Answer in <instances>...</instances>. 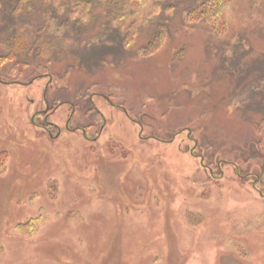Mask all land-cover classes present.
<instances>
[{"label": "rangeland", "instance_id": "1", "mask_svg": "<svg viewBox=\"0 0 264 264\" xmlns=\"http://www.w3.org/2000/svg\"><path fill=\"white\" fill-rule=\"evenodd\" d=\"M103 4L89 64L0 58V264H264V0L150 54L148 3Z\"/></svg>", "mask_w": 264, "mask_h": 264}, {"label": "trees", "instance_id": "2", "mask_svg": "<svg viewBox=\"0 0 264 264\" xmlns=\"http://www.w3.org/2000/svg\"><path fill=\"white\" fill-rule=\"evenodd\" d=\"M102 1L105 7L103 9H111L112 5H114V9H123V5L133 9L138 8L142 3H148V14L145 23L152 26L153 32L149 41L144 45L143 51L150 54L158 49L163 36L168 30L171 21L170 11L182 12L184 21L187 24L204 23L210 30L220 34L226 30L224 8L232 0H123L122 5L115 0ZM102 1L0 0L1 14L4 15V25L0 26V43L3 46V53L0 58L10 55L13 57L19 56V61L28 63L34 57L45 58L51 54L55 57L68 59L73 56L80 62L83 61L82 63L89 64L90 55H96V53L103 52V50L93 47L88 48L94 40L100 39L87 35L84 27L78 25V22L82 16H87L90 21L96 22L91 16L92 9H96ZM59 11H62V13L60 14ZM74 11L79 14V17L71 19L67 16L68 13ZM136 31V26L132 25L124 36L125 43L132 40ZM115 39L117 40L118 37L113 32L107 37V40L114 41ZM105 53H107V50H105ZM38 75L34 78H37ZM260 76L264 80L263 71ZM30 81L12 82L28 84ZM250 83L253 85L252 82ZM256 94L261 98L257 102L255 101L254 104L261 108L260 110L264 114V92H257Z\"/></svg>", "mask_w": 264, "mask_h": 264}, {"label": "water", "instance_id": "3", "mask_svg": "<svg viewBox=\"0 0 264 264\" xmlns=\"http://www.w3.org/2000/svg\"><path fill=\"white\" fill-rule=\"evenodd\" d=\"M29 83H31V81H30ZM29 83H28V84H29Z\"/></svg>", "mask_w": 264, "mask_h": 264}, {"label": "flooded vegetation", "instance_id": "4", "mask_svg": "<svg viewBox=\"0 0 264 264\" xmlns=\"http://www.w3.org/2000/svg\"><path fill=\"white\" fill-rule=\"evenodd\" d=\"M83 132H84V130H83Z\"/></svg>", "mask_w": 264, "mask_h": 264}]
</instances>
